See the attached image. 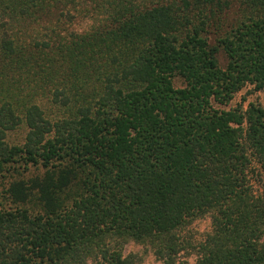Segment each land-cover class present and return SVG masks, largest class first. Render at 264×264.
I'll use <instances>...</instances> for the list:
<instances>
[{
  "label": "trees",
  "instance_id": "obj_1",
  "mask_svg": "<svg viewBox=\"0 0 264 264\" xmlns=\"http://www.w3.org/2000/svg\"><path fill=\"white\" fill-rule=\"evenodd\" d=\"M246 82L264 88V0H0V180L38 173L0 193V264H132L108 238L171 264L204 215L196 264H264V109L242 137L213 108Z\"/></svg>",
  "mask_w": 264,
  "mask_h": 264
},
{
  "label": "rangeland",
  "instance_id": "obj_2",
  "mask_svg": "<svg viewBox=\"0 0 264 264\" xmlns=\"http://www.w3.org/2000/svg\"><path fill=\"white\" fill-rule=\"evenodd\" d=\"M237 18V7L230 10L226 16L227 23H231ZM85 23L81 22L73 28L76 30H83ZM217 36H211L209 43L210 45H215ZM218 65L221 69H225L227 65V56L222 49H219L217 53ZM174 86L179 88L182 86L181 81L178 79L174 80ZM251 105H258L264 109V88L257 89L254 83L246 82L243 87L234 93L231 99L225 104H213V108L222 112H235L242 116V121L240 124L231 123L230 126L234 129L240 130L241 136H245L247 124L245 121V114L247 108ZM26 130L20 128L18 130L12 131L7 134L6 140L10 144L21 145L25 136ZM38 173L34 170H30L27 173H15L11 172L0 180V193L5 194L7 189L14 182H18L23 179V181H29L33 179ZM253 187V192L256 196H264V175H260L251 180ZM11 204V205H10ZM6 207H14V205L8 201L5 205ZM33 211H37V207L28 205ZM212 231V220L210 215H204L196 220H194L190 225H188L184 230L177 233V244L180 251L173 257L171 264H196L199 259L198 256V246L203 242L209 233ZM117 242L118 249L124 257H129L132 264H164L154 253V249L144 242H136L131 239L121 238L116 241L108 238L105 240V244L109 246H114ZM86 264H90V258L86 261Z\"/></svg>",
  "mask_w": 264,
  "mask_h": 264
}]
</instances>
